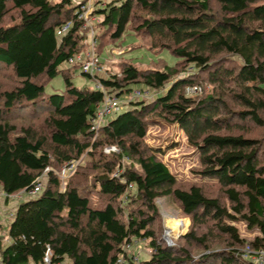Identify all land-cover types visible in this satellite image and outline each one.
Returning a JSON list of instances; mask_svg holds the SVG:
<instances>
[{
	"label": "trees",
	"instance_id": "16d2710c",
	"mask_svg": "<svg viewBox=\"0 0 264 264\" xmlns=\"http://www.w3.org/2000/svg\"><path fill=\"white\" fill-rule=\"evenodd\" d=\"M216 1L219 12L210 0H111L97 9L102 16L95 35L101 43L97 47L95 42L98 59L105 43H116L130 28L149 38L151 49H169L180 61L165 69L128 63L121 75L108 77L82 69L118 98L136 90L156 93L149 101L133 99L128 109L94 127L105 93L96 86L76 87L70 75L72 67L81 66L70 59L91 45L76 13L80 1L0 0V63L10 66L18 81L0 103V193L9 200L32 190L49 168L43 191L17 206L9 237L5 234L10 242L3 244L0 234L3 264H44L49 250L51 264L66 259L70 264H116L124 244L132 240H148L152 249L140 264H250L243 249L264 247L262 144L234 132L245 129L247 119L264 127V0ZM222 54L224 62H216ZM59 73L66 93L46 94V83L37 79L46 76L49 81ZM205 80L214 85L211 92L201 98L187 94L188 87ZM16 104L47 110V129H19L9 115ZM153 121L181 127L200 153L202 169L197 172L218 180L230 206L208 196L200 185H178L176 175L144 143ZM108 145L120 153L104 154ZM85 153L91 164L100 153L95 164L102 171L93 188L85 191L69 180L63 189L55 163L61 169ZM124 159L139 169L125 165ZM94 190L98 204L91 200ZM162 196L175 198L191 217L186 242L201 247V253L158 243L152 225L156 199ZM132 204L139 206L129 211ZM144 204L150 215L142 210ZM240 222L257 232L253 239L241 236ZM201 227L208 229L199 234ZM214 230L226 236L224 249H214Z\"/></svg>",
	"mask_w": 264,
	"mask_h": 264
},
{
	"label": "rangeland",
	"instance_id": "374dc122",
	"mask_svg": "<svg viewBox=\"0 0 264 264\" xmlns=\"http://www.w3.org/2000/svg\"><path fill=\"white\" fill-rule=\"evenodd\" d=\"M55 3H60L62 0H52ZM79 1V0H78ZM211 7L214 11L219 12V5L216 0H210ZM6 22L10 23L11 18H8ZM99 32V31H98ZM100 33V32H99ZM92 38V37H91ZM97 43V47H100V40ZM86 51H83L85 56L86 54L93 49L95 46L89 44ZM96 52V50H95ZM80 54V53H79ZM97 54V53H96ZM100 64L101 70H96L94 74L96 77H108L112 74H119L123 72V67L132 63L138 68H159L165 69L166 67H173L179 61L180 58L173 54L169 49L163 50H154L151 49V40L147 37L142 38L138 36L132 29H128L123 37L116 43L107 42L101 49L100 52ZM216 62H224V55H218ZM75 64V63H74ZM73 64V65H74ZM78 64V62H77ZM66 67H69V64H65ZM81 66L71 68V79L74 85L80 89L86 88H95L96 81L94 78L89 77L88 75L83 74L84 64L80 63ZM93 75V76H94ZM40 82L45 84V92L48 95L52 94H64L67 90V83L63 73H59L54 78L48 81L46 76L37 79ZM48 81V82H47ZM18 81L14 70L0 63V103L3 104V93L5 91H10L17 86ZM202 86V91L199 94H193L196 98H201L208 92H211L214 85L210 84L206 80L200 84ZM142 85H138L135 88H138ZM148 92V90H147ZM158 94V93H157ZM156 96V93L150 92L148 95H145L142 98H136L134 92L129 94L121 95L119 98L120 112L129 108L131 104L130 101L136 98V100H152ZM135 100V101H136ZM103 105V104H102ZM101 105V106H102ZM234 108L238 107L235 105ZM105 107V104L102 106ZM239 108V107H238ZM12 119V122L16 123L19 129L23 126L33 125L38 128L40 131L47 129L45 126V119L49 116L47 110L44 108H33V107H20L18 104L15 105L14 109L9 113ZM110 117H104L103 121H108ZM241 123V121H240ZM101 124V123H100ZM245 129L239 130L234 128V132H241L249 138L257 139L261 141L262 150L260 152L261 156L264 157V127L256 125L251 119H247L244 122ZM144 143L151 147L156 153V155L162 159L163 162L170 168V170L176 175L179 180V186L183 188H189L192 184H197L203 187L205 193L211 197L219 198L222 203L230 206L228 198L224 194L222 186L219 184L218 180L208 176H202L199 171L202 169L200 162V153L192 146L187 139L185 132L181 129L178 124H169L162 121H153L149 123L148 132L144 139ZM261 147V145H260ZM104 154L111 156L114 153H120V149L115 145H108L103 148ZM99 154L97 153L95 157V162L91 164V158L85 153L80 159L75 161V169H78V172L71 178L74 173V170H70L66 175L64 174V166L59 169L57 163L54 167L59 170L58 173L65 176V180H62V188L67 187V183L70 182L79 185L81 188L86 187L85 191L93 188L92 186L96 182L97 173L100 174L102 169H98L95 163L99 165ZM91 161V162H90ZM124 164L136 167L139 169L137 163H133L130 159H124ZM82 165V166H81ZM88 166V167H85ZM121 171V170H120ZM63 172V173H62ZM119 171H116V173ZM115 173V174H116ZM41 175L44 183L47 182V172L45 171ZM67 184V185H66ZM132 190H135L133 188ZM131 191V190H130ZM92 193V192H91ZM1 194V193H0ZM28 197L21 192L11 196V198L6 200L5 196L0 195V229L3 231L2 234V243L5 244V239L8 236V228L15 214L16 208L21 201ZM92 203L98 204L100 197L97 191H93L91 196ZM157 212L154 213V216L157 217L156 222L152 225V229L155 230L158 243L162 246L171 245L174 247H187L191 249L192 253H201L203 249L197 246L194 243L188 244L186 242L185 236L188 232L193 229L192 219L190 216L184 213L180 203L171 196H162L156 199ZM139 204L130 205L129 211L134 207L137 209ZM147 215H150L149 210L144 204L142 209ZM153 214V213H152ZM237 227L243 238L251 240L255 237L257 232L247 229L244 223H237ZM207 227H201L199 234L204 232ZM6 231L7 236L4 233ZM210 235L212 237V243L215 250L224 249V234L211 231ZM9 237V236H8ZM135 246L133 248L136 250V253L141 258V260H147L152 254V249L149 246L148 240H132ZM195 247V248H194ZM62 264H70V260L66 259Z\"/></svg>",
	"mask_w": 264,
	"mask_h": 264
},
{
	"label": "built area",
	"instance_id": "2783aa9c",
	"mask_svg": "<svg viewBox=\"0 0 264 264\" xmlns=\"http://www.w3.org/2000/svg\"><path fill=\"white\" fill-rule=\"evenodd\" d=\"M79 7L77 10V14L79 19L84 20V27L88 30L89 37L91 39L92 46H95V35H96V28L99 22L102 20V16L100 14L95 13L97 9L105 8L106 5L111 0H79ZM71 27V22L67 23L64 28L63 32L67 31ZM92 37V38H91ZM69 62H80L84 64V71L94 75L96 70H101V64L98 59V55L96 54L95 50H91L89 54L87 53L86 56L83 53L77 54L75 57L70 59ZM95 76V75H94ZM96 87L100 90H103L105 93V100L102 103L105 104V107L100 106L97 117L95 118L94 127H97L103 124L105 121L104 117L114 116L116 113L120 111L119 105V98L116 97L115 94L108 93L107 89L104 87L102 82H97ZM202 91V86L195 84L190 86L186 89L188 95L198 94ZM149 92H141L136 90L134 92V96L136 98H142L145 95H148ZM75 162L67 163L64 166V174L66 175L70 170L75 169ZM46 172L49 171V168L45 170ZM62 172V173H63ZM120 171L116 173L117 176L120 175ZM44 175V174H43ZM62 180H65V176L59 174ZM45 183L42 177H38L35 187L30 191H22V194H25L28 198L35 197L39 195L44 189ZM130 188H134L133 184L130 185ZM1 234V233H0ZM135 246L134 242H127L123 246V253L118 257L116 260V264H140L141 258L136 253V250L133 248ZM243 259H245L250 264H264V247L259 249H253L250 245H247L245 249H243L242 254ZM44 264H51V251L49 250L45 257H44Z\"/></svg>",
	"mask_w": 264,
	"mask_h": 264
},
{
	"label": "crops",
	"instance_id": "0c3cea01",
	"mask_svg": "<svg viewBox=\"0 0 264 264\" xmlns=\"http://www.w3.org/2000/svg\"><path fill=\"white\" fill-rule=\"evenodd\" d=\"M112 117H110V119H111ZM0 195H2L3 197L5 196L4 195V193L3 192H1V194ZM26 199V198H25ZM24 199V200H25ZM9 201V200H8ZM14 217V216H13ZM13 220V219H12ZM0 224H2V223H0ZM0 233H1V235L3 234V231L0 229ZM4 233L6 234V231L4 230ZM10 241H9V238L7 237L6 239H5V243L6 244H8ZM0 264H3L1 261H0Z\"/></svg>",
	"mask_w": 264,
	"mask_h": 264
}]
</instances>
